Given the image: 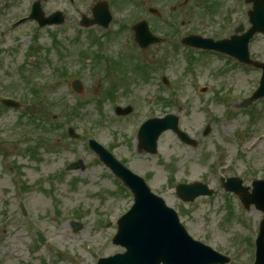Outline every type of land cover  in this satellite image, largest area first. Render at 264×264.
Returning <instances> with one entry per match:
<instances>
[{
	"label": "rangeland",
	"instance_id": "1",
	"mask_svg": "<svg viewBox=\"0 0 264 264\" xmlns=\"http://www.w3.org/2000/svg\"><path fill=\"white\" fill-rule=\"evenodd\" d=\"M176 1L181 9L167 8L163 16L173 27L177 26L178 35L161 47L136 53L146 65L158 64L159 68L151 73L148 82L134 74L131 68L130 76L122 83L125 87L118 88L114 94V102L104 99L102 114L96 99L102 97L103 87L108 89L112 83L118 84L119 79L108 75L105 67L94 69L93 61L81 66L77 57L79 49L92 54L98 51L87 46L86 35L80 39L81 47L75 45L66 49L63 60L56 50L47 49L42 58L44 62L50 61V66L44 65L42 71L28 75L31 84H35L32 88H40L34 97V119L23 118L18 116L20 112L13 111L0 116V141H12L26 135L31 138L24 144L11 142L9 146L0 147V264H96L99 258L122 251L121 247L112 245L111 239L116 235V219L132 205V196L127 190H121V184L112 177L109 169L88 150L86 143L90 138L135 174L145 178L151 191L177 210L180 221L194 239L227 254L239 250L237 243H241L244 255L234 256L233 263H254L249 241L242 240L251 232L234 217L233 220L228 218L226 196L218 179L220 176L238 177L249 186L252 180H260L263 176L260 173L264 171V99L244 112L238 109L240 98L255 85L256 72L234 65L236 69H232L223 59L221 63L214 58L202 62L206 55H198V62L194 61L188 70V53L176 42L188 33L220 38L230 35L234 25L243 24L247 28L245 13L250 8L241 4L232 15L231 27L224 25L223 29V18L207 16L197 0H189L185 6H182L184 0H173L172 5ZM220 1L224 13L230 0ZM161 26L164 27L162 23H155L152 29L162 33ZM67 30L66 25L61 28L62 32ZM132 35L128 31L116 37L110 43L111 47L104 50L106 54L103 51L104 56L115 60L128 54L123 62L127 68L126 63L131 64L129 55H134ZM41 36L46 38L47 33L41 32ZM71 36L74 35L64 34V40L67 42ZM48 39L50 41V37ZM251 46L253 58L264 61V38L256 37ZM164 50L169 55L163 63L161 52ZM57 65L67 67L68 76L66 81L50 85L47 77L52 72L50 69ZM163 76L169 80L166 88L160 85ZM74 79L81 80V95L71 91ZM32 88L24 84L20 86L21 90L4 91L18 93L21 100L30 104L27 101L32 99ZM202 88L206 91L200 94ZM159 96L172 98L174 105L163 109L157 103ZM224 96L237 99L229 103ZM126 104L133 107L134 113L117 118L114 107ZM170 113L178 115L181 130L198 142V146L187 147L168 131L158 139L157 155L138 153L137 121ZM254 118L257 120L253 121ZM17 119H20L19 123ZM94 121L101 124L98 126ZM206 125L210 132L202 137ZM68 127H73L80 135L78 140L66 136ZM41 138L44 141L34 157L23 155L24 148L33 146ZM80 159L83 161L81 170L66 173V166ZM170 177L173 186L199 180L217 192L211 198L184 204L174 195ZM20 200L29 209L26 219L19 216L17 204ZM245 216L249 226L262 218L253 208ZM72 223L81 225L76 232ZM37 234L45 238L44 243H38Z\"/></svg>",
	"mask_w": 264,
	"mask_h": 264
},
{
	"label": "water",
	"instance_id": "2",
	"mask_svg": "<svg viewBox=\"0 0 264 264\" xmlns=\"http://www.w3.org/2000/svg\"><path fill=\"white\" fill-rule=\"evenodd\" d=\"M254 5L252 23L264 32V5L260 1H255ZM226 50L231 54L234 53L228 48ZM261 83L264 87V77ZM156 127L157 134L154 141L163 130L171 128L176 131L177 120L168 117L157 123ZM110 167L123 179L125 185L133 190L135 206L118 222L115 242L125 247L126 253L101 260L98 264H211L220 261V256H216L210 249L191 242L179 226L175 213L166 209L161 199L153 197L139 179L133 178L115 164L110 163ZM179 190L180 195L189 201L199 193H203L195 186L180 187ZM254 190V196H251V199L246 198L245 203L253 202L264 214V184H256ZM260 228L259 238H262L264 220ZM258 247H263V244L258 243Z\"/></svg>",
	"mask_w": 264,
	"mask_h": 264
},
{
	"label": "flooded vegetation",
	"instance_id": "3",
	"mask_svg": "<svg viewBox=\"0 0 264 264\" xmlns=\"http://www.w3.org/2000/svg\"><path fill=\"white\" fill-rule=\"evenodd\" d=\"M173 0H0V82L15 88L14 74L18 75L23 84L26 83L24 69L27 61L31 62L33 51L39 53L42 48V37L33 32L32 38L28 37L30 28L33 27L39 33L47 29L58 30L61 28L59 22L65 23L69 32L77 30L86 31L80 22L91 23L96 18L104 19L111 17L110 26L116 25L114 19L124 14H129V19L119 21L117 30L123 32L135 23L144 20L148 26L157 22L154 9L166 11L172 8ZM37 16V22L34 17ZM48 26L39 28V24ZM109 26V27H110ZM75 27V29H74ZM74 29V30H73ZM101 27L93 26L90 30H99ZM118 32V33H119ZM197 35V34H196ZM201 35V34H199ZM57 41L62 43L63 34L58 30ZM40 45V47H39ZM28 57V58H27ZM19 73L21 75H19ZM9 87V88H10Z\"/></svg>",
	"mask_w": 264,
	"mask_h": 264
},
{
	"label": "bare ground",
	"instance_id": "4",
	"mask_svg": "<svg viewBox=\"0 0 264 264\" xmlns=\"http://www.w3.org/2000/svg\"><path fill=\"white\" fill-rule=\"evenodd\" d=\"M260 1H264V0H260Z\"/></svg>",
	"mask_w": 264,
	"mask_h": 264
}]
</instances>
